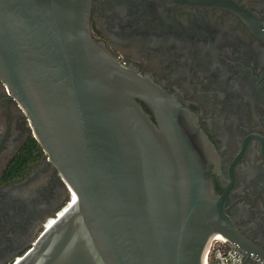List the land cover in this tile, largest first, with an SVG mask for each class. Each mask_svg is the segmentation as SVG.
I'll use <instances>...</instances> for the list:
<instances>
[{"label": "water", "instance_id": "water-1", "mask_svg": "<svg viewBox=\"0 0 264 264\" xmlns=\"http://www.w3.org/2000/svg\"><path fill=\"white\" fill-rule=\"evenodd\" d=\"M89 10L0 0V77L75 194L9 264H203L220 234L242 250L194 115L95 39Z\"/></svg>", "mask_w": 264, "mask_h": 264}, {"label": "flooded vegetation", "instance_id": "flooded-vegetation-1", "mask_svg": "<svg viewBox=\"0 0 264 264\" xmlns=\"http://www.w3.org/2000/svg\"><path fill=\"white\" fill-rule=\"evenodd\" d=\"M89 29L194 115L229 220L222 229L264 261V0H90ZM31 137L0 77V264L22 255L69 196Z\"/></svg>", "mask_w": 264, "mask_h": 264}, {"label": "built area", "instance_id": "built-area-1", "mask_svg": "<svg viewBox=\"0 0 264 264\" xmlns=\"http://www.w3.org/2000/svg\"><path fill=\"white\" fill-rule=\"evenodd\" d=\"M203 264H264V261L246 257L237 245L220 234L217 238L208 240L204 250Z\"/></svg>", "mask_w": 264, "mask_h": 264}, {"label": "bare ground", "instance_id": "bare-ground-1", "mask_svg": "<svg viewBox=\"0 0 264 264\" xmlns=\"http://www.w3.org/2000/svg\"><path fill=\"white\" fill-rule=\"evenodd\" d=\"M70 197L68 199V201H66V203L63 205V207H61L59 210H58V213H56L55 217L58 216L60 213H62L65 209H67L68 205H69V202L71 200V197H75V194L74 192L70 191L69 193ZM55 217H51L49 218L46 223L44 224V228L49 226L56 218Z\"/></svg>", "mask_w": 264, "mask_h": 264}, {"label": "trees", "instance_id": "trees-1", "mask_svg": "<svg viewBox=\"0 0 264 264\" xmlns=\"http://www.w3.org/2000/svg\"><path fill=\"white\" fill-rule=\"evenodd\" d=\"M30 141L31 142H37V140L34 137H31Z\"/></svg>", "mask_w": 264, "mask_h": 264}, {"label": "rangeland", "instance_id": "rangeland-1", "mask_svg": "<svg viewBox=\"0 0 264 264\" xmlns=\"http://www.w3.org/2000/svg\"><path fill=\"white\" fill-rule=\"evenodd\" d=\"M69 198H67V201H68ZM65 204V203H64Z\"/></svg>", "mask_w": 264, "mask_h": 264}]
</instances>
